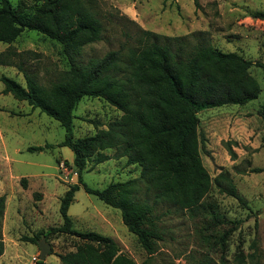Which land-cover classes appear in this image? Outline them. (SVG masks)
Instances as JSON below:
<instances>
[{"label": "rangeland", "instance_id": "obj_1", "mask_svg": "<svg viewBox=\"0 0 264 264\" xmlns=\"http://www.w3.org/2000/svg\"><path fill=\"white\" fill-rule=\"evenodd\" d=\"M18 1L10 0L12 4ZM97 6L103 31L99 40L83 47L79 55L83 62L110 50L136 46L140 38H146L145 29L161 35L160 42L166 41L163 36L184 37L187 48L209 43L264 65V19L253 15L264 11V0H97ZM170 42L175 45L179 40ZM8 49L13 53L4 54ZM1 57L5 62L0 63V76L23 86L26 80L19 64L44 85L58 80L69 67L62 45L35 30L23 31L11 44L0 41ZM250 72L264 88V68L253 65ZM3 88L0 80V196L6 197L0 214V264H39L41 238L36 235L62 224L60 199L77 182L78 169L73 164L74 151L58 145L65 137L60 122ZM263 99L262 92L244 105L199 112V132L204 137L200 152L210 174V190L194 210L168 201L156 204L154 218L162 238L154 254L149 255L127 228L120 209L83 187L69 207L74 228L112 237L137 264L145 260L148 264H264ZM122 114L102 97L84 96L74 109V136L94 135ZM48 145L52 147L41 151L28 149ZM104 151L113 157L96 163L92 156L85 165L83 178L89 186L102 189L140 175L141 166L127 164L125 156L114 157L116 149ZM255 167L263 170L253 171ZM223 171L229 173L247 204L220 189L216 179ZM153 193L143 186L139 196L152 203ZM213 211L220 213L221 220L212 218ZM45 238L51 250L44 264H62L59 254L74 251L84 242L61 232H50Z\"/></svg>", "mask_w": 264, "mask_h": 264}, {"label": "trees", "instance_id": "obj_2", "mask_svg": "<svg viewBox=\"0 0 264 264\" xmlns=\"http://www.w3.org/2000/svg\"><path fill=\"white\" fill-rule=\"evenodd\" d=\"M264 19V11L253 13ZM35 30L58 41L69 67L49 85L38 82L34 73L19 64L26 86L1 75L3 92L57 119L65 129L58 144L74 151L77 182L60 199L63 222L50 232L69 233L84 240L76 250L59 254L62 264H137L122 252L110 236L97 231H78L73 226L69 207L81 187L106 204L118 208L127 228L134 233L149 255L162 238L154 218L159 202H171L194 210L201 206L210 190L211 178L202 163L200 149L204 137L199 132V112L227 105H244L258 98L264 88L250 70L260 62L238 52H224L209 43L185 45L184 37L163 36L143 29L146 38L136 46L110 50L102 57L79 60L83 47L101 38L103 25L98 16L97 0H1L0 41L11 44L23 31ZM174 40H179L175 45ZM13 53L6 50V55ZM5 62L1 57L0 63ZM84 96L106 99L123 111L121 118L94 135L74 136V109ZM264 120V99L261 107ZM48 146H30L41 151ZM52 147V146H51ZM116 149L114 157H127V164L141 166L140 175L126 181L93 188L83 178L87 161L95 156L100 163L113 157L105 149ZM233 157L236 152L229 146ZM261 167L253 168L259 172ZM221 178V180H220ZM220 189L247 204L229 173L216 179ZM26 185V179H21ZM143 186L154 191L153 202L141 198ZM0 196V214L5 207ZM212 218L221 220L218 211ZM43 234L36 236L41 238ZM226 235H222L225 240ZM34 238L33 241H36ZM39 241V239H38ZM3 242L0 237V255ZM39 264H44L40 260ZM142 264H148L145 260Z\"/></svg>", "mask_w": 264, "mask_h": 264}, {"label": "water", "instance_id": "obj_3", "mask_svg": "<svg viewBox=\"0 0 264 264\" xmlns=\"http://www.w3.org/2000/svg\"><path fill=\"white\" fill-rule=\"evenodd\" d=\"M38 245L40 247V260H44L46 255L51 250V245L46 241V238L44 235L41 236V239L38 241Z\"/></svg>", "mask_w": 264, "mask_h": 264}]
</instances>
